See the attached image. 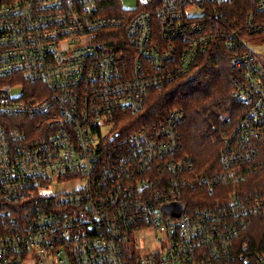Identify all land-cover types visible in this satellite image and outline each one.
<instances>
[{
  "label": "built area",
  "instance_id": "1",
  "mask_svg": "<svg viewBox=\"0 0 264 264\" xmlns=\"http://www.w3.org/2000/svg\"><path fill=\"white\" fill-rule=\"evenodd\" d=\"M233 1L0 0V264H264V0ZM214 44L243 114L201 175L181 112L138 122Z\"/></svg>",
  "mask_w": 264,
  "mask_h": 264
},
{
  "label": "trees",
  "instance_id": "2",
  "mask_svg": "<svg viewBox=\"0 0 264 264\" xmlns=\"http://www.w3.org/2000/svg\"><path fill=\"white\" fill-rule=\"evenodd\" d=\"M255 2L235 0L228 6L227 16L241 23L243 16L253 10ZM228 57L222 44H214L201 53L185 77L149 92L138 122L143 127L158 122L172 110L181 112L184 118L179 129L181 141L172 158L190 159L201 175L215 170L221 149L216 140L233 128L243 114V108L232 95L240 73L229 63ZM260 149L264 158V143Z\"/></svg>",
  "mask_w": 264,
  "mask_h": 264
},
{
  "label": "rangeland",
  "instance_id": "3",
  "mask_svg": "<svg viewBox=\"0 0 264 264\" xmlns=\"http://www.w3.org/2000/svg\"><path fill=\"white\" fill-rule=\"evenodd\" d=\"M132 2V0H129ZM131 5H134L133 3H130ZM250 44L253 45V47L256 49L257 47L259 49H264V35H259L256 38L248 40ZM257 57L261 60V63L264 65V56L262 55L261 51H258ZM68 188V184L63 185L60 189L63 191H66ZM204 195L196 194V198H203ZM211 200V199H207ZM153 233L149 230H146L145 232H141L138 234V239L140 241V245L145 247H153L154 242L152 240Z\"/></svg>",
  "mask_w": 264,
  "mask_h": 264
},
{
  "label": "water",
  "instance_id": "4",
  "mask_svg": "<svg viewBox=\"0 0 264 264\" xmlns=\"http://www.w3.org/2000/svg\"><path fill=\"white\" fill-rule=\"evenodd\" d=\"M164 212H167L171 216H179L182 211V206L180 204H174L171 206L163 207Z\"/></svg>",
  "mask_w": 264,
  "mask_h": 264
},
{
  "label": "bare ground",
  "instance_id": "5",
  "mask_svg": "<svg viewBox=\"0 0 264 264\" xmlns=\"http://www.w3.org/2000/svg\"><path fill=\"white\" fill-rule=\"evenodd\" d=\"M194 72V71H193Z\"/></svg>",
  "mask_w": 264,
  "mask_h": 264
}]
</instances>
